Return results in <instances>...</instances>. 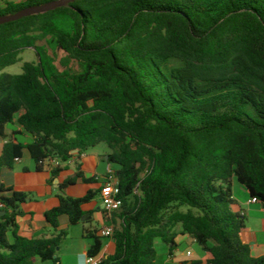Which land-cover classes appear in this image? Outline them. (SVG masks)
<instances>
[{"label": "trees", "instance_id": "trees-1", "mask_svg": "<svg viewBox=\"0 0 264 264\" xmlns=\"http://www.w3.org/2000/svg\"><path fill=\"white\" fill-rule=\"evenodd\" d=\"M51 1L0 0V16ZM25 50L36 61L5 73ZM14 122L32 139H9L0 168L24 150L37 170L99 144L110 151L122 205L101 264H156L155 241L171 245L177 226L207 264H264L232 210L233 183L264 208V0H74L1 24L0 139ZM78 179L93 182L76 173L61 189ZM98 193L60 195L45 214L56 234L26 239L16 219L28 195L0 184V264H61L59 217L77 225ZM88 237L97 257L100 236Z\"/></svg>", "mask_w": 264, "mask_h": 264}, {"label": "crops", "instance_id": "crops-1", "mask_svg": "<svg viewBox=\"0 0 264 264\" xmlns=\"http://www.w3.org/2000/svg\"><path fill=\"white\" fill-rule=\"evenodd\" d=\"M14 133L17 134L14 135ZM5 136L6 139H0V155L3 145L9 139L17 140L23 144L29 143L32 139L30 135L23 133L22 128L16 122L5 127ZM109 153L108 148L103 153L84 152L82 158L77 156L61 164V171L56 178H52L51 171L45 166L41 170H37L27 150L23 151L22 157L14 163L12 168H0V184L4 188H11L28 195V199L20 205L22 215L16 219L18 234L26 239L52 237L56 232L47 222L45 214L58 206L60 195L82 198L89 191H99L93 200L83 204L84 215L77 225H69L66 216H61L58 219L57 230L66 231L67 236L57 249L55 257L61 264H83L91 245V240H88L89 232H98L110 225L115 227L113 217L107 216L103 210L100 195L108 168L112 169L115 174L118 170L117 166L108 163ZM76 173H81L85 179H93V182L85 183L78 179L75 184L61 189L65 180L75 176ZM233 185L232 210L244 217L245 220V227L240 234L241 240L249 247L252 257H262L264 256V208L260 203L250 202L251 198L242 186H240L238 194H235ZM3 214L1 212L0 216ZM116 222L118 223V221ZM176 232L177 235L171 245L166 246L161 243V253L158 254L156 251V264H207V253L202 250L199 253H194L191 249L192 244L181 250L185 243H193V239L182 234L178 227H176ZM68 239H70L69 242L65 244ZM100 239L102 248L98 256L105 259L114 253L115 241L113 238L100 237ZM188 253L190 254L188 255ZM34 264H51V262L35 259Z\"/></svg>", "mask_w": 264, "mask_h": 264}, {"label": "built area", "instance_id": "built-area-1", "mask_svg": "<svg viewBox=\"0 0 264 264\" xmlns=\"http://www.w3.org/2000/svg\"><path fill=\"white\" fill-rule=\"evenodd\" d=\"M83 156H84V152L78 155L79 158H82ZM44 166L51 171L53 168L59 167L60 162L56 158H51L45 161ZM100 195L102 199L103 210L107 216H112L120 209L122 205V201L118 197L119 195L118 180L115 172L110 168H108L107 170V175L101 187ZM250 202L258 203V200L252 198ZM114 231H115L114 225H110L100 229L98 231V235L103 238H112ZM189 254L190 253H188V255ZM102 260L103 259L99 256L97 257L85 256L83 264H101Z\"/></svg>", "mask_w": 264, "mask_h": 264}, {"label": "rangeland", "instance_id": "rangeland-1", "mask_svg": "<svg viewBox=\"0 0 264 264\" xmlns=\"http://www.w3.org/2000/svg\"><path fill=\"white\" fill-rule=\"evenodd\" d=\"M18 1V0H16ZM61 56V55H60ZM21 61L13 66H10L8 68H6L4 70L5 73L8 74H20L22 72V64L24 62H34L36 61V56L34 54V52L32 50H25L21 55H20ZM107 147L105 144H99L98 146L95 147V149H89L88 151H86L87 153L93 154L94 152H98V153H103V151H106ZM240 185H238L237 183H235L233 185V191L235 194H238ZM178 228H180L179 226H177ZM70 239H68L66 241L65 244H67L69 242ZM90 241V239H88ZM104 242V240H103ZM191 245V249L194 253H199L201 252V247L193 240V243H185L182 247L181 250H184L188 245ZM161 242L159 240L155 241V249L157 251L158 254L161 253Z\"/></svg>", "mask_w": 264, "mask_h": 264}, {"label": "water", "instance_id": "water-1", "mask_svg": "<svg viewBox=\"0 0 264 264\" xmlns=\"http://www.w3.org/2000/svg\"><path fill=\"white\" fill-rule=\"evenodd\" d=\"M73 1L74 0H56V1L45 3L40 6L27 7L11 15L0 16V25L13 22V21H17L24 17H29V16H33L37 14H43V13L55 10L57 8L67 6L69 3H72Z\"/></svg>", "mask_w": 264, "mask_h": 264}]
</instances>
